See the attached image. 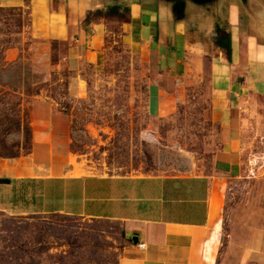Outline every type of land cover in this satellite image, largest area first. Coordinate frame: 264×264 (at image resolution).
I'll return each instance as SVG.
<instances>
[{
	"label": "rangeland",
	"instance_id": "rangeland-1",
	"mask_svg": "<svg viewBox=\"0 0 264 264\" xmlns=\"http://www.w3.org/2000/svg\"><path fill=\"white\" fill-rule=\"evenodd\" d=\"M62 1L53 0L50 11L58 10ZM35 8L0 9V162L4 169L14 160L25 163L32 154L36 106L50 104L70 121L64 146L68 155L62 165L65 174L214 176L222 129L211 109L209 58L199 75L154 78L130 40L112 28L114 34L107 38L100 63L84 68L75 92L69 88L72 74L64 59L69 26L63 24L65 33L58 39L53 28L59 24L44 13L46 4L39 1ZM110 10L95 12L90 20L128 21L127 9ZM38 19L42 20L34 30ZM156 78L161 88L170 90L165 111H159V99L150 90ZM246 103L243 174L239 179L219 178L221 207L216 199L213 205L215 264H264V95ZM41 188L20 189L13 199L6 195L2 199L16 210L70 206L58 189L43 195ZM123 247L118 223L0 212V264H119Z\"/></svg>",
	"mask_w": 264,
	"mask_h": 264
},
{
	"label": "crops",
	"instance_id": "crops-1",
	"mask_svg": "<svg viewBox=\"0 0 264 264\" xmlns=\"http://www.w3.org/2000/svg\"><path fill=\"white\" fill-rule=\"evenodd\" d=\"M39 1L46 4L47 17L59 24L53 28L58 39L65 33L61 32L63 24L69 26L70 44L64 59L72 74L69 88L75 92L84 68L100 63L107 38L114 34L112 28L130 40L154 78L172 75L187 79L192 72L199 75L209 58L211 109L219 117L222 148L215 156L214 176L65 174L62 165L68 155L64 146L68 145L70 121L50 104L38 105L32 154L25 163L14 160L6 169L0 162V212L118 223L124 240L119 264H215L211 221L215 199L218 209L221 207L218 181L241 178L244 107L249 99L264 95V6L251 16L237 0H227L215 10L196 16L190 25L176 29L165 12L134 4L110 7L93 0H63L58 10L50 11L53 0H29L30 6L27 0H0V9L34 10ZM113 8L127 9L128 22L90 20L93 13ZM40 20H36L34 30ZM217 25L230 34V59L216 43ZM150 90L152 97L159 99V111L168 110L170 90L161 88L157 78ZM152 103H156L153 98ZM4 179L10 184H1ZM37 185H42L43 195L58 189L70 206L65 203L56 209L16 210L2 199L4 195L13 199L20 189L24 192Z\"/></svg>",
	"mask_w": 264,
	"mask_h": 264
},
{
	"label": "water",
	"instance_id": "water-1",
	"mask_svg": "<svg viewBox=\"0 0 264 264\" xmlns=\"http://www.w3.org/2000/svg\"><path fill=\"white\" fill-rule=\"evenodd\" d=\"M227 0H93L94 3L110 7L142 5L165 12L172 28H184V24L190 25L198 15L215 10ZM243 10L251 16L259 12L260 6H264V0H237ZM1 184H10V180L4 179ZM138 244V240H134Z\"/></svg>",
	"mask_w": 264,
	"mask_h": 264
},
{
	"label": "trees",
	"instance_id": "trees-1",
	"mask_svg": "<svg viewBox=\"0 0 264 264\" xmlns=\"http://www.w3.org/2000/svg\"><path fill=\"white\" fill-rule=\"evenodd\" d=\"M116 10H118V8H113L110 11H116ZM98 13H100V12H98ZM128 20H129V18H128ZM88 21H90V20L88 19ZM126 22H128V21H126ZM225 30H226L225 28L218 27L216 43L219 46H222L225 50H227L226 55H227L228 59H230L231 58L230 34L227 32V30L226 31Z\"/></svg>",
	"mask_w": 264,
	"mask_h": 264
},
{
	"label": "built area",
	"instance_id": "built-area-1",
	"mask_svg": "<svg viewBox=\"0 0 264 264\" xmlns=\"http://www.w3.org/2000/svg\"><path fill=\"white\" fill-rule=\"evenodd\" d=\"M141 248H145V245H141Z\"/></svg>",
	"mask_w": 264,
	"mask_h": 264
}]
</instances>
